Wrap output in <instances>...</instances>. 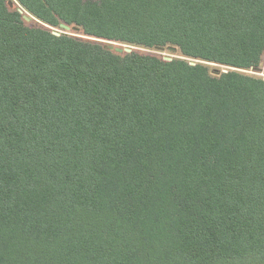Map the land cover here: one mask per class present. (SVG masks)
Segmentation results:
<instances>
[{
    "label": "trees",
    "instance_id": "obj_1",
    "mask_svg": "<svg viewBox=\"0 0 264 264\" xmlns=\"http://www.w3.org/2000/svg\"><path fill=\"white\" fill-rule=\"evenodd\" d=\"M8 1L0 264H264V0Z\"/></svg>",
    "mask_w": 264,
    "mask_h": 264
},
{
    "label": "rangeland",
    "instance_id": "obj_2",
    "mask_svg": "<svg viewBox=\"0 0 264 264\" xmlns=\"http://www.w3.org/2000/svg\"><path fill=\"white\" fill-rule=\"evenodd\" d=\"M16 2L14 1V0H9L8 1V6H9V8H14V7H16ZM32 19L33 18H30L29 20H25L26 21V23L27 24H32V23H34L33 21H32ZM34 20V19H33ZM35 21V20H34ZM53 31L54 32H63L61 29H58V28H53ZM73 34H75V35H78V36H81L79 33H75V32H72ZM109 44H112L113 46H116V45H119V43H114V42H108ZM120 46H125V44H122V45H120ZM126 46H129V45H126ZM132 47V46H131ZM133 48H135V47H133ZM124 52V51H123ZM158 54H160V55H162V56H164L165 58H169V57H176V56H178L177 54H176V52H170L169 50H163V51H156ZM120 53H122V52H120ZM217 67H219V68H221V69H223V70H226L225 69V67H223V66H217L216 64H210V70L211 71H213L214 70V68H217ZM246 72H249V73H251V74H254V75H256V76H261V77H263L264 78V56H263V60H262V62H261V66H260V68H259V70H257V71H253V70H249V71H246Z\"/></svg>",
    "mask_w": 264,
    "mask_h": 264
},
{
    "label": "water",
    "instance_id": "obj_3",
    "mask_svg": "<svg viewBox=\"0 0 264 264\" xmlns=\"http://www.w3.org/2000/svg\"><path fill=\"white\" fill-rule=\"evenodd\" d=\"M23 19L25 20H29L30 19V16L28 13L24 12L23 13ZM61 28H63L64 30L68 31L69 30V26L65 25V24H61L60 25ZM55 34H58V32H54ZM108 47L111 49V50H115L116 52H130L131 49H133V47L131 46H120V45H116V46H113L112 44H109Z\"/></svg>",
    "mask_w": 264,
    "mask_h": 264
}]
</instances>
